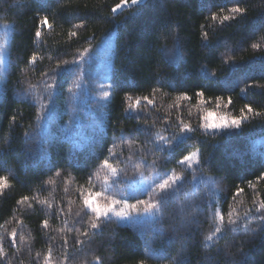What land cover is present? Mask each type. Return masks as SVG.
Returning <instances> with one entry per match:
<instances>
[{"label": "trees", "instance_id": "trees-1", "mask_svg": "<svg viewBox=\"0 0 264 264\" xmlns=\"http://www.w3.org/2000/svg\"><path fill=\"white\" fill-rule=\"evenodd\" d=\"M118 2L0 0V25L9 26L0 86V176L10 185L0 195V245L11 264H96L97 258L102 264H206L205 257L212 264H264V236L248 240L251 228L264 227L249 217L260 214L255 209L264 201V180L256 179L264 172V116L214 133L199 127L207 111L239 115L245 103L264 110V87L255 86L264 85V0H144L111 12ZM236 4L248 9L244 17L224 23L210 18ZM37 13L52 24L40 37L34 35ZM102 47L109 60L107 99L96 88L102 80L95 66L82 83L75 79L83 49ZM33 53L37 59L28 63ZM201 89L208 102L198 105L195 91ZM180 92L191 99L177 106ZM125 95L154 96L155 107L142 103L140 110L125 111ZM216 96L233 102L217 108ZM180 120L192 132L178 134ZM192 152L200 163L190 171L179 161ZM105 159L116 175L102 167ZM173 174L181 180L168 191L140 193L138 179ZM89 189L130 203L157 202L153 222L121 225L107 218L91 229L82 197ZM23 196L30 199L17 204ZM218 226L219 239L205 241ZM13 231L16 247L10 246ZM85 231L89 235L81 236Z\"/></svg>", "mask_w": 264, "mask_h": 264}, {"label": "snow or ice", "instance_id": "snow-or-ice-1", "mask_svg": "<svg viewBox=\"0 0 264 264\" xmlns=\"http://www.w3.org/2000/svg\"><path fill=\"white\" fill-rule=\"evenodd\" d=\"M14 3H19L20 0H13ZM138 2V0H119L118 3H116L112 8H111V12H116L118 9H120L121 7H125L129 4H136ZM248 12V9L246 7H243L239 4L233 5L232 7H230L227 10V14H223V12L221 13H216L213 12L211 14V19L212 20H219L221 23L224 22H228V21H232V20H236L238 18H242L244 17ZM38 16L37 22H36V28H35V32L34 35L36 37H40L41 36V29L42 28H51L52 24L49 20V17L47 15H43L40 13L36 14ZM83 26V22L78 23L76 25H74V27L76 28H80ZM72 36L77 35L76 32H72L71 33ZM202 36L205 40L208 39V34L207 33H202ZM165 45H161V47H164ZM251 47L253 49H259L261 47L260 44L258 43H252ZM86 52H88V49L85 48L83 49V51L80 53V56H83ZM37 57L36 54L33 53L31 56L28 57V63H34L36 61ZM233 60L232 57H229L227 59H225L223 62L224 64H228L229 62H231ZM78 61V60H77ZM75 61V62H77ZM62 64H68L69 61L64 60L61 61ZM60 64H57L56 67H58ZM212 76H216L217 73L215 71H212L210 73ZM44 75H47V73H44ZM54 79V78H53ZM76 81H78L80 79V76L77 75L76 76ZM74 83V86L76 88L79 87L78 83ZM31 86V85H30ZM53 84H46L47 88H53ZM254 85L249 83L246 87H253ZM256 87H264V85H255ZM159 89H153V92L158 91ZM244 89H241V91H243ZM68 92H73V85L70 84L68 89ZM110 96V93L108 91H104L101 94V99H107ZM195 96L197 98L196 102L198 105H203L205 103H207L208 101L205 99V92L201 89V90H196L195 91ZM124 99L127 101V105L126 108L124 109L125 111L127 110H131V111H136V110H140L141 109V104H146L148 105L150 108L151 107H155V98L154 96L151 95H137L135 97H133L132 95H125ZM176 101H177V106H179V102L180 101H184V100H189L191 99L190 95L187 92H180L176 95L175 97ZM232 97L228 96V97H223V96H216L215 97V103L217 108L219 107H224L227 108L229 105H231L232 103ZM250 116H255V117H262L264 116V110H257L256 108H254L251 104L245 103L243 104V106L239 109V115H221L217 112L214 111H207V113L202 117V122L200 123L199 127L207 129V130H211V129H220V128H228V127H233V128H239L242 126L243 122L248 120L250 118ZM17 118L16 116H12L11 117V121H15ZM193 128L192 126L183 121L180 120L179 121V125H178V134H182L185 132H192ZM25 135H27V133H25ZM176 137H173V139H175ZM159 141H163L164 144H171L172 141L166 139L165 137L161 136L158 138ZM196 163H200V160L198 159V154L196 152H192V153H187L185 154L179 161V163L181 164H187L189 167H192V163L193 162ZM101 165L103 168L107 169L108 172L110 173V175H116L118 173V169L116 167H114L109 160L105 159L103 161H101ZM137 172L140 171L139 168L136 169ZM57 175H59V173H57ZM109 175L106 174L104 176V183L108 184L109 182ZM256 179L258 181L260 180H264V172H261ZM181 180V177L179 175H169L166 179L162 180L161 182H159L158 184H156L153 189L152 192L155 193L157 196L162 193V192H166L169 189H171L178 181ZM250 186H252V182L249 181L248 182ZM9 182H8V177L6 176H0V195H2L5 191V189H7L9 187ZM240 191H243V189L241 188H237V193H239ZM151 195V193L149 194ZM82 197H83V205L84 208L87 209V211H89L92 214V218H91V223H90V228L91 229H97L100 227L101 225V221H103L104 219L107 218L108 214L111 213L115 216L118 217H126L129 216L131 213L133 212H151L152 209L157 208V202L156 203H152L149 200H145V199H139L136 200L134 203H130L129 201H119L114 199L111 196H107L105 195L103 192L100 191H92L91 189H89L86 194L82 193ZM30 198L28 196H23L20 199H18L16 201L17 204H21L23 202L28 201ZM114 206H118V210L114 207ZM139 206H143L142 208H140ZM255 211L257 213H260L258 216L256 217H252L249 214L250 219H258L262 222H264V201H261L258 206L256 207ZM217 217L219 219H223V217L220 215L219 212L216 213ZM190 223V221H189ZM229 223H235V221H233L231 219V217H229ZM47 221L44 222V227H47ZM257 229H260V231H258ZM222 231L221 227H216L215 231L212 232L209 235L204 236V240L205 241H213L214 238L219 239V237L217 236V233H220ZM16 232L13 231L10 236H11V247H16ZM81 236L87 237L89 235V233L87 231L80 233ZM258 236H264V227H262L261 225H257V228H251L248 232V240H255ZM83 241L82 240H77L76 244L80 245L82 244ZM65 246L67 247V241H65ZM205 247H207V245H205ZM230 247V245H229ZM242 250V249H241ZM227 255L231 256L234 255V253H232L231 251H228ZM68 259V255L67 253L65 254V260ZM205 261L206 264H212L211 258L209 257H205ZM0 264H11V260L9 259V257L7 256V253L5 251V248L3 245H0ZM96 264H102L101 260L99 258H97L96 260ZM137 264H147V262L144 259H140Z\"/></svg>", "mask_w": 264, "mask_h": 264}, {"label": "rangeland", "instance_id": "rangeland-1", "mask_svg": "<svg viewBox=\"0 0 264 264\" xmlns=\"http://www.w3.org/2000/svg\"><path fill=\"white\" fill-rule=\"evenodd\" d=\"M144 0H138V2L136 4H129L125 7H121L122 8H127L130 6H134L137 5L141 2H143ZM119 10V9H118ZM9 30V26L7 25H0V86L3 82V75H4V69H5V65H6V36H7V31ZM106 61L108 60V55L105 54V50L104 48H97L93 51H88L86 52L83 56L80 57L78 64L80 65V79H87V74L90 71V68L95 66V68L97 69V72L95 73L96 75H99V77L101 78L102 81H100L99 83H97L96 88L97 89H101V92H99V94H102L106 89L104 87V79H105V66H106ZM80 83L81 80H79ZM82 86H85L86 89L84 88V92H82V95L84 96H90L87 86L86 84ZM75 91V90H74ZM78 94H80V92H76L75 91V97H78ZM74 96V93H73ZM84 96V97H85ZM48 114H46L45 116H47ZM232 127H228V128H220V129H211V130H207L204 129L203 130L207 133H214V132H219V131H223L226 129H229ZM187 169H189L190 171H193L195 169V167L197 166V163L194 161L192 163V167H189L186 163L183 164ZM167 177H162V176H156L150 180H146V179H138L139 183L137 184L139 187V191L141 194L151 191L153 189V187L158 184L159 182H161L162 180L166 179ZM136 183V182H135ZM120 201V200H119ZM124 201V200H121ZM117 210H118V206H114ZM107 218H112L115 219V221H117L119 224L121 225H131V224H140V223H152L153 222V214L151 212H133L131 213L129 216L126 217H118L115 216L111 213L108 214ZM106 218V219H107Z\"/></svg>", "mask_w": 264, "mask_h": 264}]
</instances>
